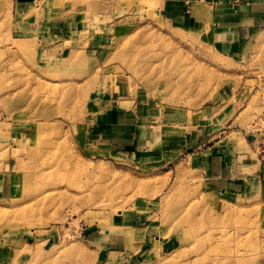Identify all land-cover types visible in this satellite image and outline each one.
I'll return each instance as SVG.
<instances>
[{"label":"rangeland","instance_id":"obj_1","mask_svg":"<svg viewBox=\"0 0 264 264\" xmlns=\"http://www.w3.org/2000/svg\"><path fill=\"white\" fill-rule=\"evenodd\" d=\"M261 56L155 0H0V264H264V181L221 192L198 155L264 149Z\"/></svg>","mask_w":264,"mask_h":264},{"label":"crops","instance_id":"obj_2","mask_svg":"<svg viewBox=\"0 0 264 264\" xmlns=\"http://www.w3.org/2000/svg\"><path fill=\"white\" fill-rule=\"evenodd\" d=\"M155 1L159 2L165 19L178 27L204 34L220 55L245 63L247 58L253 61L264 52V0ZM256 63L264 65V60ZM261 80L264 82V77ZM231 105L232 102L224 104L220 111L226 115ZM138 118L136 126L140 129L146 117ZM216 120L220 122V116ZM129 124L130 121L126 123L130 127ZM238 132L234 131L236 135L232 131L219 132L218 138L208 140L209 145L198 154L204 179L221 192L238 191L251 182L264 181V162H259L264 149L258 152L252 134L242 137ZM180 137L172 138L170 143L175 144L176 139V145L184 147L188 136Z\"/></svg>","mask_w":264,"mask_h":264},{"label":"bare ground","instance_id":"obj_3","mask_svg":"<svg viewBox=\"0 0 264 264\" xmlns=\"http://www.w3.org/2000/svg\"><path fill=\"white\" fill-rule=\"evenodd\" d=\"M260 238V237H259ZM254 243V242H253ZM242 258V257H241ZM243 260H245V259H243ZM215 263H218V264H226V261H224L221 257H216L215 258ZM240 260L239 259H236V262L238 263ZM248 261H249V259H248ZM214 263V264H215ZM240 263V262H239Z\"/></svg>","mask_w":264,"mask_h":264}]
</instances>
